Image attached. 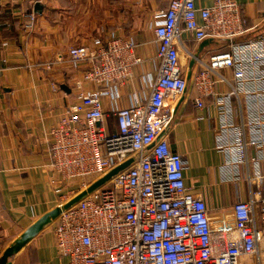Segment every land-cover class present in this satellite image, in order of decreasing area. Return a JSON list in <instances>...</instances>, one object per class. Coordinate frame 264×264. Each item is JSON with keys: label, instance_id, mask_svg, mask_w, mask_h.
<instances>
[{"label": "built area", "instance_id": "1", "mask_svg": "<svg viewBox=\"0 0 264 264\" xmlns=\"http://www.w3.org/2000/svg\"><path fill=\"white\" fill-rule=\"evenodd\" d=\"M197 2L172 0L154 15L158 74L145 101L113 112L114 130L107 124L103 98L117 101L121 87L133 84V71L142 63L138 43L95 39L68 50L69 63L85 65L86 71L75 82L82 90L77 103L50 132L47 166L55 194L69 190L65 197L74 199L128 160L134 162L61 212L53 232L59 255L67 258L64 264H264V191L259 188L264 182V34L235 43L247 32L240 5L215 0L202 8ZM27 19L26 30L33 32L36 15ZM184 34L198 44L209 38L230 41L227 50L201 61L203 68L193 79L199 94L194 104L201 111L205 98H218L217 83H229L220 73L230 71L231 92L223 101L235 97L242 121L234 124V111L222 104V149L234 168H249V152L255 150V173L248 180L257 187L253 197L220 210L187 187L185 161L168 141L172 105L189 86L181 64ZM62 57L42 66L51 71ZM86 85L97 89L83 91Z\"/></svg>", "mask_w": 264, "mask_h": 264}, {"label": "crops", "instance_id": "2", "mask_svg": "<svg viewBox=\"0 0 264 264\" xmlns=\"http://www.w3.org/2000/svg\"><path fill=\"white\" fill-rule=\"evenodd\" d=\"M172 0H0V259L26 230L48 212L68 203L66 190L55 194L51 187L49 141L61 115L77 103L85 65L69 63L72 46H86L95 39L131 38L138 43L142 63L133 71V84L123 86L119 99L103 98V112L111 130L116 127L115 110L143 102L151 93L158 74L154 15L166 11ZM241 7L247 32L233 40L244 43L264 34V0H235ZM215 0H198L210 7ZM36 15L33 32L26 30L27 15ZM209 44L200 47L201 43ZM200 44L183 35V71L189 81L184 96L176 101L169 145L185 161L186 185L212 209L227 208L253 197L248 180L253 178L255 150L249 152V168L231 166L219 136L221 106L234 111V124L242 121L235 99L224 102L231 92L232 73L220 74L229 83H217L219 97L205 98V107L195 108L199 97L193 88L196 74L209 56L227 50L230 41L206 39ZM199 55V56H198ZM56 62L51 71L42 65ZM191 62L193 66L191 67ZM190 75V76H189ZM65 85L68 89L64 90ZM86 85L83 91H94ZM243 120L248 119L243 100ZM231 161V162H230ZM264 175V164L261 167ZM254 183V182H253ZM264 191V182L259 187ZM55 222L43 229L10 264H64L53 232Z\"/></svg>", "mask_w": 264, "mask_h": 264}, {"label": "water", "instance_id": "3", "mask_svg": "<svg viewBox=\"0 0 264 264\" xmlns=\"http://www.w3.org/2000/svg\"><path fill=\"white\" fill-rule=\"evenodd\" d=\"M207 44H209V41H204L201 43L200 47L204 48V46H206ZM193 65H194L193 62H191V67ZM62 88L64 90L68 89V87L65 85H63ZM133 162H134V159L128 160L122 166L114 169L109 174H107V176L100 179L96 183L92 184L89 189L77 194L75 196V198L72 199L71 201H69L68 203H66L62 206H59L58 208H56V209L48 212L46 215H44L43 218H41L36 223L31 225L26 230V232L24 234H22V236L20 238L15 240V242L12 244V246L1 257L0 264H10V262H11L10 260H12V258L15 255L19 254L23 249H25L30 241H32L37 235H39L41 232H43L44 228L52 225L59 218L62 211L67 210V209L75 206V204L79 203L81 200L86 198V196L91 194V192H93V191H95V190H97L103 186H106L107 183L110 181V179L113 176H115V175L119 174L120 172H122L123 170L129 168L133 164Z\"/></svg>", "mask_w": 264, "mask_h": 264}]
</instances>
